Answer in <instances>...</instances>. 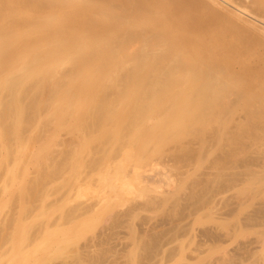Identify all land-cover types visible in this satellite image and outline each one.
Wrapping results in <instances>:
<instances>
[{"label": "bare ground", "instance_id": "obj_1", "mask_svg": "<svg viewBox=\"0 0 264 264\" xmlns=\"http://www.w3.org/2000/svg\"><path fill=\"white\" fill-rule=\"evenodd\" d=\"M19 31H21L22 34L20 37H28L29 39H33L31 37L50 38L53 44V46H39V48L35 50L34 54L36 55L29 62V69L31 72H28L27 69L22 70V68H20L21 71L17 72L13 71L10 67L13 44L15 43L17 47H19L20 44V41H18ZM216 46H219V48L223 46L225 51L222 52L218 49V52H221V55H217L218 57H215L216 51L214 48H216ZM257 53L259 54V58L253 63L249 62L248 59ZM55 55L65 56L62 57L63 59L59 62L54 61L52 63L54 65L51 64V68L43 70L42 76H37L36 70L40 68L41 62L43 65V61L53 59ZM2 57L9 60V63L7 66H1L0 63V83L2 87L8 91L9 96L0 103L7 114L11 115V110H16L18 114L16 116L19 118V122H16L14 131L17 134L21 133V128L25 122L33 120L32 117L36 114L35 112L39 111V103L36 98H29L24 102L26 98L24 96L27 95L21 90L20 86L35 80L33 79L34 76L36 78L35 85L37 86V90L42 91L44 90L43 85L45 83H52V81H56L60 76L55 70H58L60 67H68L71 72L74 71L77 74L73 79L80 76V81H78L80 83L73 86V88H69L70 90L64 92L63 96L61 94L62 98L64 97L65 100L61 104V108L59 106L55 107L50 119L51 121L55 119L59 120V122H62L61 126L67 123L74 124L73 127L76 126V129H72L73 131L71 132L68 129L72 134V136L68 135L69 138L74 137L70 141H68L69 139L63 141L66 146L64 145L65 148L63 149L65 150H61L60 153L62 156L60 157L62 160L61 162L65 163L68 161L66 157L69 155L68 153H70V150L76 153L74 150L68 149L72 148V146L75 148V141L73 140L75 136L77 138H82L84 135L81 136V134L87 135L88 133L90 136H94V131L100 130L98 131L99 138L96 137L97 134L94 137L99 139L97 142H100L101 146L96 150H94L96 147L92 148L93 153L91 154H93L94 157L92 159L89 157L92 161H90L91 164H95L93 167L101 165L100 163L102 162L103 156L106 158V148L109 149L117 146V149H114L116 151L115 155H120L125 148L126 151L127 145H125L126 147L123 145L125 148H121L122 144H124L126 138L130 139L132 137L133 139L131 138L132 141L129 144L133 146H131L130 149L135 147L136 144H140L139 146L142 145V149L140 148V151L138 146L137 151L139 150L142 152L144 156L143 150L146 149L144 146L147 148L152 147L155 153L154 155H159V158H161L160 163L158 156H154L153 158V152H151V154H149L150 156L152 155V158L150 157L151 161H149L150 159L147 160L149 158V150L152 151V148H148V152L145 154L148 158H143H146L148 162H152L157 158L159 159L157 165L153 166L151 164V166H153V168L155 166L158 168L162 167L159 169H152L149 167L153 172H150V175L149 173L147 174V171L146 175H143V172L145 173V171H143L139 176L137 174L138 171H136L134 176L137 174L138 178L137 180H133H135V182L139 181L137 182L138 185L140 183L142 188H144L142 192L147 189H152L151 193L153 194V192L159 191L157 189L160 188L161 185L162 187L164 185V187L171 189L169 191H172V189L174 190V188L176 191L178 189L177 184L182 182L180 180L185 177L180 179L176 175L177 179L174 175L176 173L175 170L177 168L179 169L181 165H187L185 168L181 166L183 169H187L191 162H196L197 158L200 159L198 156H201V153L210 159L208 160L214 166V169L216 168L218 172L221 169L225 171V168L229 169L230 165V167H232V165L235 164L234 146L238 137L236 134L240 132L238 128L241 130L242 127L243 133H249L251 131L249 136H254L252 135V131L253 134L257 131L264 132V122L262 123V121H264V107L261 108L264 105V0H0V58ZM111 60H116V65L119 67L118 72H116V70L112 72L108 79L112 86L110 88L107 87L108 89L98 88V86H89L87 84L89 77L86 78L85 75L91 74L81 72L85 71L88 66H92L91 63L93 61H99V66L97 67L104 68ZM94 66L96 67V65ZM218 73H223L225 77L219 76ZM68 75L74 76V74ZM68 75L62 71L61 78H65ZM70 79H72V77ZM69 83L75 82L69 80ZM52 85H54V89L52 90V92H54L53 95L40 99L41 102H49L60 95L61 92L58 87L60 86L59 82ZM231 90L235 91L231 93ZM38 94L41 96L44 92H38ZM91 99L93 100L91 105L85 106V104H82ZM119 106L121 107L119 108ZM237 109H240L243 115L240 118L243 119V117H247V120H245L250 123L249 125L247 123L248 127L247 125L245 126L246 122L244 119L241 120L244 121L245 124L239 118L240 121L235 119L236 112H238ZM262 109L263 111H261ZM241 114H238V116ZM197 115L205 117L207 121L202 122L204 121L203 119L196 121ZM194 116H197L195 121L192 120ZM116 120H118V122ZM113 121H116V124L120 121V126L114 124ZM237 121L239 125L236 123ZM111 122L113 125H111ZM260 122L263 125H261ZM255 123L260 125V128L258 125V129L260 130L256 129L257 125H253ZM232 124L237 126L238 130L235 126H232ZM108 125H110V127H108ZM252 125L254 126L253 129H256V131L251 129ZM111 126L114 127L112 128ZM117 127L119 129H117ZM103 129L107 130L104 131L105 133H103V136H100L99 133L101 132L102 134L101 130ZM247 130H249V132ZM231 131L233 133H231ZM189 132L191 134L198 133L199 136L194 134L193 137L188 134ZM262 132H259L260 136L255 133L256 136L258 135L257 138L259 137L260 141L258 139L256 140L261 144L264 142V140H261L264 138ZM75 133H77V135L80 134L79 137ZM110 135H112L111 140H113V142L115 139L116 145L113 147H111L113 142H110L111 145H107L109 144ZM130 135L131 137H128ZM181 135H186L184 136L186 140L189 136L190 138H195L194 140H197L196 137H199L197 144L198 146L200 144L198 148H200L201 155L199 153L195 154L198 155L197 158H195L196 156L194 153L199 152L198 148H196L197 145L195 146L196 142L191 141L193 138L189 139L192 144H189L188 140L187 145H189V147H187L184 144L185 138H181L183 137ZM63 137L65 138V136ZM179 137L183 140V145L181 144V140L179 141ZM89 140H91L90 137ZM92 140H94V138H92ZM177 141L180 142L179 148L185 146L181 148L180 153L177 148V150H174L176 152L178 151V153L172 150L173 148L170 146L173 142ZM92 143L94 144V142L91 141L89 145ZM98 143L97 145L95 144V146H98ZM125 143H128V140L127 142L125 141ZM106 145L107 147H105ZM173 145L177 147L178 144L175 145L174 143ZM77 146L79 145L77 144ZM82 146H79L82 148L80 150H87L86 146ZM129 146L130 145H128V149ZM168 146H170V149L172 148L170 151H173V153H170L167 149L164 150L166 147L169 148ZM91 147H93V145ZM193 147L196 148L197 152ZM214 147L215 149L212 150ZM135 148L132 149L134 150ZM90 149L91 148H89V151H91ZM108 149L106 151H108ZM119 149L122 151L118 152ZM137 151L136 153L138 154ZM146 151L147 150H145V152ZM209 151L211 153H209ZM128 152L129 151H127V153ZM87 153L89 154L90 152ZM124 153H122V155H124ZM133 153L135 154V152ZM208 154L211 156H207ZM166 155H170L175 159L173 160L174 163L171 162V165L174 167L169 166V169H172L171 171L167 166L170 164L172 158L169 159L170 156L167 157ZM203 155L201 156V161L198 160V162L200 161L202 163L204 162L202 159H207L205 156L203 157ZM121 156L119 157L121 158ZM162 157L169 163L167 164ZM129 158L131 160V156ZM143 158L140 159L143 160ZM193 158L196 160L192 161ZM125 161L124 163H126ZM137 161L140 163V160ZM104 162H102V164L107 166ZM108 162L112 163L113 161ZM195 162L191 165L195 166ZM135 163H137L136 160ZM144 163L149 164L145 161ZM144 163L142 165H144ZM120 164L121 162L117 165ZM153 164H155V162H153ZM174 164L176 166L180 165L179 167H175ZM114 165H112V167H114L116 173L114 172L115 174L111 176V179H103L105 183L103 185L107 186L108 184L110 185L112 181H115V183L120 181V184L123 183L122 185H127L131 188L132 184H135V182H130L128 176L131 175L130 172L133 171L131 168H133L134 165L131 166V164L130 168L128 164V171V167L124 168V165H121L120 168ZM140 165L137 164V169ZM191 165L189 166L193 168ZM109 166L111 167V164ZM145 166L148 168L147 165ZM116 167L119 168L118 171ZM142 168L141 166L139 171L140 169L142 170ZM213 168L211 167L210 170L213 171ZM149 169L145 170L149 171ZM187 170L186 172H188ZM205 170L210 171L208 168ZM230 170H232V168ZM107 171L111 173L112 170L110 171L109 169ZM221 171L223 172V170ZM180 172L181 174L178 175H183L182 171ZM189 173L190 171L188 174ZM203 173L205 174L206 172ZM186 174L187 173L184 175ZM224 174L225 172L223 175ZM220 176L222 175L220 174ZM232 176H234V174ZM105 177H107V175ZM230 178L232 179V177ZM230 178L228 179L231 180ZM127 179H129V181ZM201 179L204 183L205 178ZM218 179L220 180V178H217V180ZM187 182L188 181L185 180L186 189L188 190L187 186L190 187L191 183L193 187L194 181ZM196 182L199 184L198 180H195V183ZM201 182L200 185L202 184ZM197 184H194V186H197ZM140 185L138 186L139 188L136 187L142 190ZM154 189L155 191H153ZM176 192L172 191V193ZM107 193L108 192H106V194ZM169 193L168 190L165 191V193H163L164 197L165 194ZM186 193L185 191V194H183L186 195ZM145 194L140 193L139 196L144 197ZM208 194L211 195L210 193ZM149 197L154 199L153 196ZM176 199H181V197ZM208 199L210 200V198ZM89 201H91L90 205H92L93 208V204L95 203L90 199L86 202ZM174 201L176 202V200ZM160 203H162L161 199L158 204L161 205ZM165 203L163 202V204ZM171 203H173V201ZM229 203H231V201ZM81 205L83 204L81 203ZM152 206L153 204L151 207ZM167 207H169L168 204ZM76 208L78 209V207ZM92 208L90 207L89 210L91 211ZM94 208L96 209V206ZM95 209L92 210L93 213ZM209 210L212 211V208ZM116 212L114 213L115 215ZM87 213H85L84 216H87ZM119 213L120 212H117V214ZM75 214L77 215V213ZM263 216L264 210L256 211L253 217L247 218V222H257ZM79 219H83L82 216ZM212 231L214 232V230ZM208 233L205 234L209 235L210 233ZM203 236L205 235L203 234ZM138 241L139 239L137 242Z\"/></svg>", "mask_w": 264, "mask_h": 264}, {"label": "rangeland", "instance_id": "obj_2", "mask_svg": "<svg viewBox=\"0 0 264 264\" xmlns=\"http://www.w3.org/2000/svg\"><path fill=\"white\" fill-rule=\"evenodd\" d=\"M18 35V41H20V44L19 47L15 46V43L13 44V48L11 50L12 52L10 67L13 71L17 72L21 71L20 68H22V70L27 69L28 72H31V70L29 69V62L32 60V58L35 57V50H37L39 46H53V44L51 43L50 38L31 37L33 39H29L28 37H20V35H22L21 31L18 32ZM214 49L217 53H215V57H218L217 55H221V52H218V49H220L222 52H225L223 46L220 48L219 46H216V48ZM64 56L65 55H55V58L43 61V65L41 62L40 68L36 70V73L38 74L37 76H42L43 70L51 68V66L54 65L52 64L54 61L59 62L63 59L62 57ZM258 58L259 54L257 53L249 58L248 61L253 63ZM0 63L1 66H7L9 60L2 57L0 58ZM116 63V60H111L106 67L100 68L97 67L99 66V61H93L91 63L92 66H88L87 69H85V71L81 73L85 72L87 74H91L85 75L86 78L89 77V81L87 82L89 86H98V88H110L112 85H110L108 79L112 72H115V70L116 72H118L119 70V67L116 65ZM94 65H96V67ZM55 71H57L60 76L56 81H52V83H45L43 85L44 90L42 91L37 90V86L35 85L36 78L34 76L33 79L35 80H32L29 83L20 86L21 90L25 93V95H27L24 96L26 97L24 99V102L29 98H36L39 103V111L35 112L36 114L32 117L33 120L25 122V124L21 128V133L17 134L14 131L16 122H19V118H17L16 116L18 115L16 110H11V115L7 114V112L4 111V107H2L0 103V264H264V216L261 217L257 222H247V218L253 217L256 211L264 210V142L262 141L263 144L258 142L259 137L257 138L258 135H255V133H257L260 136V133L262 131L254 132V134L252 131V135L254 136H249V134H251V131L249 132V130H247L249 133L245 132V134L243 133L242 127L241 131L240 128H238V130L237 126L232 124V126H235V128L242 133L236 132L238 133L236 134L238 135V137L237 142H235L236 144L234 146L235 164H233L232 167H230V165L229 169L225 168V171L220 167L223 172L221 170L218 172L216 168L214 169V166L209 162L210 159L203 155V153L201 154L207 159H202L204 162H200L202 155L200 154V148H198L200 144L199 146L197 144V140L199 137L195 136L197 140H194L195 138H193V135L195 133L192 132L193 134H191L189 132L188 134L193 136L191 137L193 138V140L191 141L196 142L195 146L197 145L196 148H198L199 151L197 152L194 146L193 149H195L197 152L194 153V155L199 153L201 156H194L195 158H197L198 156L200 159L197 158L196 160L193 158L192 161L196 160V162L194 161L195 166H192L191 164L194 162H191V164L189 165H191L193 168L188 165V170L183 169L187 165H181L184 167L182 168L180 166V168V164L177 166L174 164L175 167H179L180 169L179 170L177 168L179 171L176 169L175 171L177 174L175 173L174 175H177L180 179L185 177L183 178L184 180L179 179L182 182L178 183L179 185L177 184V192L175 191V188L174 190L172 189V191L176 192L177 194L169 191L171 189L164 187V185L163 187L161 185L160 188L157 187V190L159 191L153 192V194L151 193L152 189H147V192H142L144 188H142L139 183L142 190L138 189L139 185L137 182L139 181L135 182V180H137L138 178L137 176H140L143 171H145V173L143 172V175H146V171L147 174L149 173L150 175V172H152L151 168H158L156 166L153 168V166L157 165L158 160L160 159V162L161 158H159V155H154L155 153L152 147H148L149 149L152 148V151L149 150V153L148 148L144 146V148H146L143 150L144 156L143 153L140 152L142 149V145L139 146L140 144H136V148L132 147L135 148L136 151L138 149V146L139 149L141 148L140 151H137L138 154L136 153L135 149H130V147L133 146L132 144H129L133 139L131 135L128 137H131L132 139L126 138L128 140V143H125V141L127 142V140L125 139L124 144H122L121 147L123 148L125 145H127V150L125 151V146V149L122 152H125V155L127 151H129L125 156L122 155V153H120V155L116 153L117 155H115L116 151L114 149H117V146L114 148H109L111 151L106 148V150L108 149V151L105 150L106 158H104L105 156H103L102 162L106 160L104 163L107 164V166L102 164V162L100 163L101 165H96L97 167H93L95 166V164H91V159L94 157V155L91 154L93 153L92 148L96 147L94 149L96 150L101 146L100 142H97V140H99L97 139L99 138L98 131L100 130L94 131V134H97V138L94 137L95 135L93 133L92 134L94 136H90L89 133L87 135L81 134V136L84 135V137L88 136V139L86 137L77 138L75 136V138L73 139L75 141V148L72 146V148L68 149H72L76 153H73V151L71 152L70 150V153H68L69 155L66 157L68 161L66 160L67 162L65 163L61 162L62 160L60 157L62 156L60 153L61 150H65L63 149L65 148V143H63V141H67L68 139V141H70L74 137L73 136L72 138H69L70 135L72 136L70 132L73 131L72 129H76V126L73 127L74 124L70 123L61 126L62 122H59V120H50L51 114L56 106H59L61 108V104L65 100L64 97L62 98L64 92L69 91V88H73V86L78 85L80 83L78 82L80 81V76L73 79L77 74L74 71L71 72L68 67H60ZM62 71H64L67 75L74 74V76L68 75L65 78H61ZM219 76L225 77L223 73L219 74ZM71 77L72 79H70ZM81 77L83 78L82 75ZM69 80H73L75 83L70 84ZM57 82H59L60 84V86H58L61 92L60 95L56 99L49 102H41L40 99L53 95L54 92H52V90L54 89V85L52 84H55ZM233 91L235 90H231V93H233ZM38 92H44V94L39 96ZM8 96V91L5 90V88L2 87L0 83V102L2 100L4 101V99ZM92 103L93 100L91 99L90 101H85L82 104H85V106H89ZM120 107L121 106H119V108ZM263 107L264 105L261 108ZM237 110L239 113H235V119L237 120L239 118L241 120L242 118L240 117H242L243 115L241 114L240 109ZM261 111H263V109ZM238 114L241 115L238 116ZM197 116H194V118L191 119L195 121V118ZM198 117L196 118V121L202 119L204 120L202 122L207 121L203 116H201L202 118L200 116ZM246 118L243 117L246 124L244 121H242L243 119L241 120L245 124V126L247 125V123L248 125L250 124L249 121H246ZM239 119L238 121H240ZM116 121L118 122V120ZM116 121H113L114 124H116ZM238 121L236 122L237 124ZM263 122L264 121H262V123ZM262 123L261 125L264 124ZM117 124V126H120V121ZM111 125H113V123ZM253 125L255 126L257 124L255 123ZM253 125L251 129L256 131L259 124L256 126V129H253ZM108 127H110V125H108ZM68 129L70 130V132ZM117 129L119 128L117 127ZM105 130L107 129L101 130L102 134L100 132V136L104 135L103 133H105ZM233 132L231 131V133ZM262 133L264 134V132ZM75 134L77 135V133ZM126 134L129 135L128 133ZM79 135L80 134H78L77 136L79 137ZM112 135H110V140L112 138ZM195 135L199 136L198 133H196ZM63 136H65V138ZM184 136L181 138H185ZM89 137L91 138V140H89ZM92 138H94V140L96 141L92 140ZM191 138L189 136L187 140L186 138L184 139V144L187 147H189V145H187L188 142L189 144H192L189 140ZM178 139L179 141L181 140L180 137ZM110 140L109 144L106 143L108 146L113 142V140ZM261 140H264V138ZM91 141L94 142V144L92 143L91 145H89ZM177 142H173V144L175 143V145L178 144L177 147H175L172 143H170L172 144L170 146L173 148H171L172 150L177 148L180 153V150L183 146L179 148L178 146H180V142ZM182 142L183 140H181V144L183 145ZM76 143L79 146H86L88 151L80 150L82 148L77 146ZM97 143L98 146H95V144L97 145ZM92 145L93 147H91ZM107 145L105 147H107ZM115 145L116 143L114 139L111 147ZM128 145H130L129 149ZM170 146H168L169 148L166 147L164 150L167 149V151H170ZM89 148H91V151H89ZM120 149L118 152L122 151H120ZM214 149L215 147L212 150ZM145 150L147 151L145 152ZM178 151L175 152L178 153ZM87 152L90 153L88 154ZM133 152H135V154ZM147 152L148 155L153 152V158L154 156H158L159 159L155 158L157 159L156 161H154V159L152 162H148L147 160H149L152 155H149L148 158L145 155L147 154ZM170 153H173V151H170ZM209 153L211 152L209 151ZM119 156H121V158ZM130 156L131 160L129 158ZM138 156L140 158L146 157L148 159L146 160V158H143L142 160ZM166 156L169 157L170 155ZM171 156L169 157V159L173 157ZM207 156L211 155L208 154ZM173 158L171 159L172 161L170 160V164L167 166L168 169L169 166H173L171 165L172 163H174L173 160H175ZM135 160L137 163H135ZM137 160H140V163H138ZM198 160L200 161L198 162ZM108 161H113L117 167L119 166V168L124 163V161L126 162L123 164L124 166L122 165L124 168L128 167V164L130 168L134 165L133 168H136H134L135 171L133 168H131L134 173L133 171H131V175L129 174L130 176H128L130 182H135V184H132L133 187L131 186L130 188V186L128 187L127 185H122L123 183L120 184V181L118 183L112 181V183H110V185L112 184L111 186L109 184V186L103 185L105 184L103 179H111V176H114V174L116 173L114 167H112L114 163H109ZM144 161L146 163H149L150 165L145 164ZM149 161H151V159ZM165 161L167 164L169 163L167 162V160ZM120 162L121 164L117 165ZM153 162H155V164H153ZM143 163L144 165H142ZM108 164H111L112 168ZM137 164H141L139 168H141L142 166V170L140 169L139 171V168L137 169ZM151 164L153 166H151ZM206 164H208L209 166ZM145 165H149L148 168H146ZM105 167L107 168V170H112L111 173L107 171ZM117 167L116 170L118 171L119 168ZM129 167L127 171L129 170ZM149 167L151 168L149 169ZM211 167L213 168V171L210 170ZM144 168L149 169V171L145 170ZM207 168L210 171L205 170ZM231 168L232 170H230ZM169 170L171 171L172 169ZM184 170L185 173H187L186 175H184ZM186 170L188 172L190 171V173L188 174ZM136 171H138V175L136 174L134 176ZM180 171H182V174L184 176L178 175L181 174ZM203 172L206 173L204 174ZM209 172L211 175L209 174ZM224 172L225 174L223 175ZM218 173H220L222 176H220V174ZM105 174L107 175V177H105ZM207 174H209L210 176ZM233 174L234 176H232ZM229 175L230 177H232V179L229 177ZM201 178L206 179H204V183ZM217 178H220V180H217ZM228 178H230L231 180H229ZM129 179L127 180L129 181ZM191 179L194 181V184H197V182L195 183V180H198L199 184H197V186H194L192 182L193 187L190 183L191 188L187 186V190L185 180L191 182ZM199 181H202V186L200 185ZM113 182L115 186L113 185ZM229 186L231 187V189ZM155 189L153 191H155ZM167 190L168 193L170 192L171 194H165L164 197L163 193H165V191ZM185 191L187 192L186 195H184ZM106 192L108 193L106 194ZM140 193L148 194H145V198V196L140 197ZM208 193H210L211 195H209ZM149 196H153L154 199ZM175 196L176 198L181 197V199H176ZM87 198L93 200L92 202L96 204L95 205L92 203L93 208L92 205H90L91 201L86 202L88 201ZM208 198H210V200ZM160 199L162 202L160 203L161 205L158 204ZM164 200L166 201V203ZM174 200H176V202ZM212 200L216 201H214L213 203ZM172 201L173 203H171ZM230 201L231 203H229ZM163 202L165 204H163ZM199 202L201 203V205ZM81 203L84 206L81 205ZM170 203L173 205H171ZM152 204L153 206L151 207ZM167 204L169 207H167ZM94 205L96 206V209L94 208ZM215 206L217 207V209ZM76 207H78V209ZM90 207L92 208V210L95 209L94 213L92 212V210H89ZM210 207L212 208V211L209 210L211 209ZM233 210L236 211L234 212ZM116 211L120 213L117 214ZM115 212L116 215L114 214ZM75 213H77V215ZM85 213H87L88 217L86 215L84 216ZM81 216L83 219H79ZM212 230H214V232ZM208 231L210 234L208 233ZM211 232L213 233V235ZM205 233H208L209 235H206ZM198 234L202 235L199 236ZM203 234L205 236H203ZM206 236L212 237L205 239L207 238ZM133 239L135 240L136 244ZM138 239L139 241L137 242Z\"/></svg>", "mask_w": 264, "mask_h": 264}]
</instances>
